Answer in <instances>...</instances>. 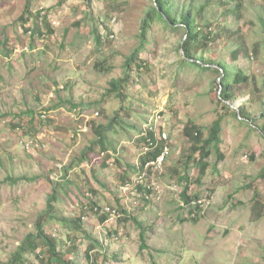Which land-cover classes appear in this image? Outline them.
I'll return each mask as SVG.
<instances>
[{
	"label": "rangeland",
	"instance_id": "374dc122",
	"mask_svg": "<svg viewBox=\"0 0 264 264\" xmlns=\"http://www.w3.org/2000/svg\"><path fill=\"white\" fill-rule=\"evenodd\" d=\"M205 1L180 3L195 10ZM27 2L30 19L22 24L18 16ZM237 2L236 20L228 12L231 3L224 10L216 0H209L206 16L210 23H224L236 31L233 38L243 41L247 54L233 60L230 51L237 42L219 33L200 54L246 74V82L234 85L235 98L228 103L237 109L244 106L261 127L264 0ZM152 4V0H0V264H8L24 237L35 233L36 221L47 216V198L53 195L58 201L51 202L53 217L43 228L53 232L59 250H66L67 235L73 236L76 250L71 257L77 264H86L90 238L98 241L100 264L167 260L199 264L198 257L201 262L208 258L206 264L209 258L215 264L225 257L240 264H264V131L251 129L215 102L213 81L220 74L182 61V29L173 31L158 18L150 22L135 63L125 67L126 57L141 45L142 20ZM38 11L40 18L34 15ZM33 23L41 34L24 31ZM111 80H118L119 91L110 90ZM113 116L118 119L107 132V153L100 155L95 145L89 160L81 161L83 151L96 140V130ZM218 117L220 152L206 159L207 172L200 175L198 155L191 154L183 128L193 122L207 134ZM149 122L168 137L163 190L157 200L143 201L140 196L139 201L124 203L119 187L131 174L129 166L135 168L139 162L140 148L133 142ZM183 174L193 196L208 198L207 207L192 215L188 212L194 209L180 206L182 192L167 188ZM92 203L125 207V219L110 222L112 227L122 225L124 236L105 237L107 227L93 213L81 224L87 235L57 223L56 217H81ZM143 205L148 209L140 211ZM135 222L141 225L142 237ZM105 238L111 240L109 245L121 244L118 248L124 252L112 256L113 246L101 248ZM39 249L36 256L28 254L29 261L42 263ZM227 261L224 264H231Z\"/></svg>",
	"mask_w": 264,
	"mask_h": 264
},
{
	"label": "trees",
	"instance_id": "16d2710c",
	"mask_svg": "<svg viewBox=\"0 0 264 264\" xmlns=\"http://www.w3.org/2000/svg\"><path fill=\"white\" fill-rule=\"evenodd\" d=\"M153 4L151 5L150 11H148L145 18L142 20L141 24V45L135 49V52L126 57L124 61V65L126 68H131L130 64H134L135 60L137 59L136 52L141 50L144 42V34L145 30L151 26L152 21L156 20L157 18L160 19L165 26H168L171 30L176 31L179 29H182L184 32V36L181 38L179 42L180 50L182 51V61L184 63L193 65L201 70H213L216 72L219 76L216 78V80L213 81L214 90V98L215 102L217 104H220L222 108L232 112V114L240 121L245 122L251 129L254 130H261L264 131V126H257L256 124V118H253L252 116H249L247 111L244 109V106L239 107V109L232 108L230 106L229 100L232 101L235 98V89L233 88L234 85H240V83H244L247 80L246 74H243L240 72V70H237L235 66H230L229 69H227L225 63H218L214 64L211 62L210 59H204V57L201 56V51L206 52L212 41L215 40L214 36L218 33L220 35L226 34L229 39L234 40L237 42V46L230 51V56L233 60H236L237 56H239L241 53L247 54V50L245 48V45L243 41L238 43L237 39H234L233 36L236 35V31L230 30L228 26L224 23H218L217 21H214L213 23H210L207 18V4L209 0H206L201 6L197 7L195 10H193L192 5H186L181 4L180 0H152ZM238 0H231V7L228 9V12H230L233 17L240 18V3L237 2ZM213 2V1H212ZM216 3L219 4L226 9L228 6V3H226L225 0H216ZM30 12L28 8V2L25 3V7L23 12L18 16V20L22 24H26L29 22L30 19ZM41 14L40 11L35 13L34 15L36 17H39ZM40 18V17H39ZM42 22L44 23L45 27L47 28L48 32H51L49 29L47 20L45 18H42ZM201 21H203L201 23ZM213 27L214 30L213 31ZM24 31H30L38 32L39 34L42 33L40 30V26L37 23H33L31 27H26ZM95 40L98 42L99 37L96 36ZM254 50V49H253ZM256 53V51H255ZM138 68H141V65H137ZM220 78V80H218ZM219 83L221 84V89L219 90ZM120 83L118 80H111L110 81V90L111 91H119ZM72 106H75L74 104ZM120 110L122 111V118H125V111L124 107L121 105ZM227 113V112H226ZM28 114L31 115V112H28ZM118 116H113L108 122L107 125H105L100 130H96V140L93 141L92 146L89 148H86L83 151L81 161L87 162L89 158L87 155L90 151L94 152L95 145L96 148L98 147L99 154L107 153V145L109 141H107V132L110 128H112L115 123ZM220 126H221V118L218 117L215 120L212 121L211 125L208 128V133L205 134L203 128L198 126L197 124L193 122H188L185 124L183 128L184 135L188 139L190 143V152L191 154H197L198 159V169L199 174L204 175L207 172L208 168V162L206 159L210 157V155L215 152L219 155V142H220ZM162 129H159V133L156 136L154 134L153 130H147L145 133L143 131H139V135L136 137L133 144L136 142L138 143V147L141 149L149 145V150L144 154L139 156V162L142 164L145 161L149 159H154L158 154L161 153L164 147V141L161 138ZM149 142H152L151 144ZM98 153V152H97ZM168 157V155H167ZM166 157V159H167ZM103 160V165L105 164V161H107V155ZM114 160V159H113ZM189 160V158L187 159ZM187 163V161H186ZM129 168L131 169L129 173H134L135 168L130 165ZM128 168V169H129ZM187 168V167H185ZM66 172V170H65ZM133 175V174H132ZM131 175V176H132ZM131 176L127 178H123V183L126 179H129ZM184 181V182H183ZM178 182L184 183V191L182 192V199L185 202L189 201V197L186 195V190L188 189V178L183 174L180 177H178ZM145 190L142 187H139V192L142 194H145ZM149 192V191H148ZM199 195L196 197L198 198ZM144 199L148 198H142ZM47 216L40 215L38 217V220L35 224V233L34 234H28L24 237L22 242L17 246V249L11 256L8 264H35L32 261L28 260V254L35 255V251L39 249V258H41L42 263L40 264H77L76 261H74L71 257V255L75 252L76 246H72V240L73 236L67 235L69 238L70 245L67 246L66 250H59L57 245V241L55 237H52V233H47V231L43 228V223L46 220L51 219L53 216L50 214V204L52 201H58V196H49L47 198ZM97 203H92L89 205L91 209H93L95 206H100ZM144 206L138 207L140 211L144 210ZM123 211V210H122ZM125 216L128 215V213L124 210L123 211ZM49 213V214H48ZM100 221L105 220V216L100 215ZM57 223L68 225L70 229H73L76 232H81L84 235H87L82 227V223L84 222L82 218L79 216H74L72 219H67L66 217L58 218ZM135 224L140 229V235L142 237L143 230L141 228V225L139 222H135ZM72 232V231H71ZM88 237V236H87ZM144 240V237L142 238V241ZM98 241L95 238H90V241L85 249L84 256L86 262L90 261L91 259L96 260L98 255L97 253L92 255V251L97 246ZM100 244V243H99ZM36 256V255H35Z\"/></svg>",
	"mask_w": 264,
	"mask_h": 264
},
{
	"label": "built area",
	"instance_id": "2783aa9c",
	"mask_svg": "<svg viewBox=\"0 0 264 264\" xmlns=\"http://www.w3.org/2000/svg\"><path fill=\"white\" fill-rule=\"evenodd\" d=\"M159 114V113H158ZM44 116V115H42ZM161 118V116H160ZM149 126L145 130H142L143 133H145L147 130H153L154 134L157 136L159 133V130L153 128L152 123L149 122ZM137 137V136H136ZM135 137V139H136ZM161 138L163 139L164 147L160 154H158L154 159H149L145 161L144 163H138L137 169L133 173V175L126 179L119 187V193L120 196L123 198L124 203H126V200L135 199L137 201L138 197L141 196V198H155L156 200L160 196V192L163 190L164 183L161 178H163L164 173V166L166 162V157L169 153V147L167 143V135H165L163 132L161 133ZM150 144L152 142H149ZM149 150V145L144 146L140 153L141 155H144ZM100 155H103L101 153ZM182 182H176L172 181L168 183L167 188H169L172 193H178L184 191ZM139 187H142L145 191V194H142L139 192ZM149 191V192H148ZM186 195L190 198L188 202H185L184 200L180 202V206H190V210L188 212L189 215L197 213L201 209H205L207 207L208 198L207 195H199L198 198L196 196L192 195L191 190L188 188L186 190ZM180 199V198H179ZM186 204H185V203ZM134 204H137V202H132ZM87 206V205H86ZM84 208L85 214L81 216L82 220L86 219V215L89 213H93L95 217L100 220V215L105 216V220L103 222L106 223H115L117 220H121L124 217V206L122 208L117 205H102V206H95L93 209L89 208L88 206ZM181 208V207H180ZM123 210V211H122ZM114 232L112 231L111 234L109 232H106V234L110 235V237L114 240H118L119 237L124 236V227L122 225L115 227ZM53 233V232H51ZM54 236V235H53ZM99 251H96L95 249L92 251V255L95 253H98ZM101 256H98L96 260L91 259L86 264H100L98 261V258ZM102 258V257H101ZM103 264H107L105 261Z\"/></svg>",
	"mask_w": 264,
	"mask_h": 264
},
{
	"label": "crops",
	"instance_id": "0c3cea01",
	"mask_svg": "<svg viewBox=\"0 0 264 264\" xmlns=\"http://www.w3.org/2000/svg\"><path fill=\"white\" fill-rule=\"evenodd\" d=\"M139 163V162H138ZM137 163V164H138ZM137 164L136 165H134L135 166V170H134V172L136 171V169H137ZM129 170V169H128ZM130 171V170H129ZM132 175V172H131V174H129V175H127L126 174V176H131ZM122 184V183H121ZM146 200V199H145ZM144 206V205H143ZM144 208V210H146V208L148 209V207H143ZM143 213H145V212H143ZM143 216H144V214H142ZM125 215H124V217L121 219V221L123 220V219H125ZM102 222V224L103 225H105L106 227H107V231L106 232H109V234H111L112 233V231L114 232L115 230H112V229H114L115 227H112L111 225H110V223H106V222H103V221H101ZM122 224V223H121ZM110 227H111V229H110ZM108 234V235H109ZM108 235H104L105 237L106 236H108ZM103 236V235H102ZM124 240H127V237H126V239H124ZM109 242H111V240H109V239H107V238H105V241H104V243L102 242V241H100V247L101 248H103V249H108L109 247H107V246H113L112 247V249L111 250H114V252H112V253H110L112 256H115L114 254H116L117 252H118V250H120V251H122V252H124V249H120V248H118L119 247V245H121V244H111V245H109L110 243ZM124 242V241H123ZM122 248H124V245H122ZM100 252V251H99ZM102 258H103V255H100ZM116 257H118L117 255H116ZM208 259V258H207ZM207 259L205 260V261H203V262H201V258L200 257H198L197 259H196V261L199 263V264H202V263H205L206 264V262H207ZM89 260H91V256H90V259ZM209 261H210V264H214V262L212 261V259L211 258H209ZM225 261H227V257H225V258H223V260H221L219 263H215V264H224V262ZM106 262V261H105ZM227 262H230V261H227ZM87 263V262H86ZM107 263V262H106ZM166 263L167 264H171V262L169 261V260H167L166 261ZM231 264H240V262H230ZM178 264H179V262H178Z\"/></svg>",
	"mask_w": 264,
	"mask_h": 264
},
{
	"label": "water",
	"instance_id": "95a60500",
	"mask_svg": "<svg viewBox=\"0 0 264 264\" xmlns=\"http://www.w3.org/2000/svg\"><path fill=\"white\" fill-rule=\"evenodd\" d=\"M218 80H220V79H218ZM221 89V84L219 83V90ZM228 103V102H227ZM230 104V103H229ZM230 106L231 107H233L231 104H230ZM233 108H235V109H237V107H233Z\"/></svg>",
	"mask_w": 264,
	"mask_h": 264
}]
</instances>
